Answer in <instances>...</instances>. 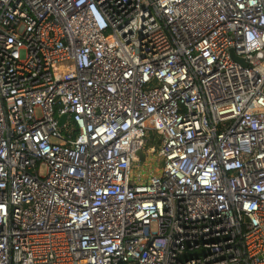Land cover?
<instances>
[{"label":"built area","instance_id":"2783aa9c","mask_svg":"<svg viewBox=\"0 0 264 264\" xmlns=\"http://www.w3.org/2000/svg\"><path fill=\"white\" fill-rule=\"evenodd\" d=\"M0 264H264V0H0Z\"/></svg>","mask_w":264,"mask_h":264},{"label":"rangeland","instance_id":"374dc122","mask_svg":"<svg viewBox=\"0 0 264 264\" xmlns=\"http://www.w3.org/2000/svg\"><path fill=\"white\" fill-rule=\"evenodd\" d=\"M153 145H156V141L153 142ZM137 165L139 166V168H133L135 177H137L139 174L143 177L145 176L146 178H149L152 175H158V169L161 168V165L155 163L153 159L148 160L146 163H137Z\"/></svg>","mask_w":264,"mask_h":264},{"label":"water","instance_id":"95a60500","mask_svg":"<svg viewBox=\"0 0 264 264\" xmlns=\"http://www.w3.org/2000/svg\"><path fill=\"white\" fill-rule=\"evenodd\" d=\"M237 60H238V59H237ZM238 61H239V60H238ZM240 61H241V60H240ZM64 120H65V117L62 118V120H61V124L64 122ZM139 156H140V160H141V162H142V163L145 162V156L143 155L142 152L139 153Z\"/></svg>","mask_w":264,"mask_h":264}]
</instances>
